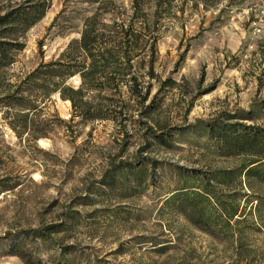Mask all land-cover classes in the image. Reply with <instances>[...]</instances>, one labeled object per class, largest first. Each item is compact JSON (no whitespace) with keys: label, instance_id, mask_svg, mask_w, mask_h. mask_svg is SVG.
Listing matches in <instances>:
<instances>
[{"label":"rangeland","instance_id":"rangeland-1","mask_svg":"<svg viewBox=\"0 0 264 264\" xmlns=\"http://www.w3.org/2000/svg\"><path fill=\"white\" fill-rule=\"evenodd\" d=\"M24 1L0 0V14ZM45 1L50 7L23 36L7 82L40 62L39 41L42 61L56 58L97 6L131 14L130 0ZM141 1L153 10L154 0ZM160 3L155 72L159 84L175 85L164 87L153 117L119 131L111 122L76 119L73 139L59 122L69 119L70 104L52 97L39 121L53 131L30 140L14 134L0 106V264H264V207L254 200L264 186L249 180V187L244 177L211 181L215 198L237 209L229 219L215 200L207 207L199 199V179L184 176L234 170L245 160L221 155L206 124L264 127L263 116L238 117L264 97V0ZM106 12L101 23L109 24L115 18ZM152 133L166 134L167 144ZM120 162L133 166L108 188L103 176ZM54 225L57 231L48 229Z\"/></svg>","mask_w":264,"mask_h":264},{"label":"trees","instance_id":"trees-1","mask_svg":"<svg viewBox=\"0 0 264 264\" xmlns=\"http://www.w3.org/2000/svg\"><path fill=\"white\" fill-rule=\"evenodd\" d=\"M160 0H154L149 10L141 0H130V16L124 12L106 10L97 6L86 18L79 30L78 38L71 39L61 53L50 61H42L43 42L37 44L40 62L23 78L7 82L9 68L16 64V53L24 50L23 36L40 21L50 7L45 0H25L21 4L9 6L0 14V106L4 109L2 118L18 138L38 140L49 136L53 127L47 121H39V114L52 97L70 104V117L59 120L67 136L76 137L72 124L93 121L111 122L118 131L127 123L139 122L136 118H150L160 109L161 92L164 87L171 89L175 83L171 79L159 84L155 72L159 58L158 42ZM109 11V24L101 23V18ZM63 11L59 13L48 30L56 25ZM67 36L68 34H58ZM78 79L77 86L69 84ZM156 88L154 94L153 89ZM189 109V108H188ZM187 109V111H188ZM260 114V115H259ZM264 117V97L254 101L248 111L239 114L241 121H253ZM76 126V125H75ZM209 135L215 139L223 156H243L240 166L234 170L200 174H185V179H199L197 196L210 206L212 199L219 205L227 218L237 214L232 205L221 204L212 194L208 185L211 181L224 184L237 177H244L264 186V127L233 124H206ZM153 131V127L149 126ZM157 143L166 145V134L152 133ZM125 138H130L125 134ZM124 139V142L127 140ZM133 165L112 164L103 176L109 188L122 177L123 170H131ZM142 169H139V173ZM170 200L176 198L171 196ZM256 207H264V197L254 196ZM203 209L197 212L196 223L202 221ZM73 221L74 217L69 216ZM191 219V217H190ZM59 225L51 226L55 232ZM35 233V232H34ZM43 237V234H38Z\"/></svg>","mask_w":264,"mask_h":264},{"label":"built area","instance_id":"built-area-1","mask_svg":"<svg viewBox=\"0 0 264 264\" xmlns=\"http://www.w3.org/2000/svg\"><path fill=\"white\" fill-rule=\"evenodd\" d=\"M262 16L264 17V14ZM256 32H258V31H256Z\"/></svg>","mask_w":264,"mask_h":264}]
</instances>
